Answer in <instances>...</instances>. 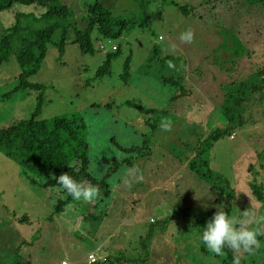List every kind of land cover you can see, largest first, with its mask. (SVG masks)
I'll return each instance as SVG.
<instances>
[{"label": "rangeland", "instance_id": "obj_1", "mask_svg": "<svg viewBox=\"0 0 264 264\" xmlns=\"http://www.w3.org/2000/svg\"><path fill=\"white\" fill-rule=\"evenodd\" d=\"M94 1L60 0L70 7L73 26L66 35L64 53L61 55L58 46L62 39V30L58 29L47 45L40 70L30 77L31 82L47 87L39 117L82 115L88 125L93 167L98 164L99 169L108 166L100 163L101 157L112 156L116 150L122 152L119 144L137 146L146 140L147 148L139 156L135 154L130 167L122 166L110 175L118 188L115 200L108 215L89 223L85 233H72L59 215H53L52 201L42 182L32 184L22 174V166L0 148V264H89L90 253L122 258L118 264H221L220 256L210 253L201 237L211 218L207 211L215 212L213 205L225 209L229 205L226 200H218L220 192L207 180L199 179L188 164L200 155L208 162V169L232 183L236 196L231 214L248 208L256 215L264 214V201L251 195L248 183H258L264 192V96L257 95L249 103L252 120L251 114H246L248 124L233 132L235 138L227 134L210 144L203 142L212 129L225 126L217 105L223 99L222 84L232 79L216 63L223 53L218 29L204 17L185 15L177 6H199L203 0H100L114 16L132 24L117 39L94 31V52H83L75 41V28L85 26L88 6ZM236 1L224 7L218 4L217 11L224 20L239 16L234 14ZM208 9L200 7L205 15H209ZM45 10L40 5L16 2L0 11V38L15 22L23 27L22 35L30 37L54 21L44 16ZM241 24V38L253 53L239 59L233 66V76H247L264 59L262 21L259 18L257 24H251L249 19ZM189 28L194 31V39L184 43L180 34ZM13 45L20 46L17 40ZM118 45L121 51L113 58L110 71L99 74L107 54ZM129 56L130 75L124 79ZM225 56L222 54V58ZM167 61L174 67L170 68ZM199 67L201 74L193 75ZM185 69L182 79L192 93L174 101L180 90L165 78L177 77ZM19 72L14 55L0 71V93L15 88ZM36 96L33 89L19 91L7 100L0 96V125L30 117ZM162 120H171V131L160 127ZM252 164L259 171H250ZM134 165H139L144 179L129 187L125 181ZM35 177L42 181L39 175ZM210 193L214 199L208 198ZM95 201L88 205L92 207ZM23 215L32 222L17 219ZM171 215L175 216L169 220ZM162 217L168 218L166 225L159 220ZM199 217L206 219L195 222ZM178 221L182 228L176 231ZM151 230L153 239L145 247L142 240ZM260 243L256 254L247 256L249 264H262L264 242ZM237 255L244 261L245 253Z\"/></svg>", "mask_w": 264, "mask_h": 264}, {"label": "trees", "instance_id": "obj_2", "mask_svg": "<svg viewBox=\"0 0 264 264\" xmlns=\"http://www.w3.org/2000/svg\"><path fill=\"white\" fill-rule=\"evenodd\" d=\"M231 1L233 0H203L202 3L198 4L199 6L177 4L185 15L193 13L195 16L204 17L212 23L218 29V35L221 36L219 48L223 49V51L219 48L218 50L223 52L222 54H227L225 58H222V54H220L216 62L220 64L222 70L227 71L228 76L232 77L229 82L222 84L223 99L217 105L221 112V119H224L225 126L219 127L216 130L214 129V131L212 129L203 141L208 144L227 134L231 136L238 129H243L244 125H246L245 123L248 121L246 114H251L249 121L252 120L253 116L249 103H252L254 97L257 95L264 96V59L262 62L257 63L255 70L247 74V76H244L242 73L233 76L235 73L233 66L239 64V59L244 56L251 57L253 53V50H250L249 43L241 38L243 30L241 22L246 23L250 19L251 24H257L260 18L264 25V0H237L236 4L238 7L234 11L236 13H233L239 16L234 19L235 15H230L229 20H224L217 11L219 10L218 4L224 7L228 6ZM16 2L26 5L36 4L43 6L46 8L43 13L44 16L48 19L54 18V21L44 28L37 30L30 37L23 36V27L19 22H15L0 38V71L10 62L14 55L20 67L15 88L0 93L1 99H10L12 95H15L19 91L27 92L33 89L37 92L36 105L30 117L15 118L11 124L0 125V148L6 156L12 158L22 166V174L32 184L42 182L41 185L45 188L47 196L52 201L53 215H59L62 222L68 226L72 233H77L78 231L85 233L88 230L89 223L92 225L100 217L108 215L110 206L115 200L118 188L110 180V175L122 166L130 167L135 154L139 156L140 151L147 148L146 140L144 144L137 146H125L115 142L120 145L122 152L116 150L112 156L101 157L99 159L100 163L102 165L107 164L108 166L105 169H99L98 164L93 167L92 147L88 138V125L82 115L76 113L62 114L50 119L39 117L42 112L47 87L43 83L31 82L30 77L40 70L47 54V45L51 41L52 35L58 29L62 30V39L58 46L61 55L64 53L66 35L70 27L73 26L71 9L66 3L60 2V0H0V11L11 8ZM201 5L209 8V15L202 13L200 10ZM87 10L88 15L85 19V26L83 28H75V41L79 43L83 52H94L92 41L94 31H98L105 38L117 39L122 35L124 29L129 28V25L132 24L128 19L114 16L113 11L100 0H95L92 4H89ZM198 11H200V15L197 14ZM238 18L242 20H238ZM146 19L147 17H145ZM132 22L134 23V21ZM15 40L20 44L17 48H14L13 45ZM120 51L121 49L118 45L114 47V52L107 54V59L103 66L100 67L99 74H105L110 71L112 60ZM230 62L232 63L230 68L226 67ZM124 66L123 78L126 79L130 75V56L125 61ZM199 70L200 67L195 68L192 71L193 75L197 76L200 73ZM185 72L186 69L177 74V77L165 78L166 81L177 84L180 90L172 98L174 101L192 93L186 87L184 83L185 79H182ZM263 101L264 99H262V103ZM259 104H261L260 101ZM147 111L153 112L154 109H148ZM207 164V161H202L200 155H197L193 160L190 159L188 166L199 179L207 180L213 189L220 192L221 198H218V200L227 201L229 208L224 210L231 215L230 206L235 199L236 189L228 179L208 169ZM251 170L259 171L254 168V164H252ZM65 172L77 181H85L99 187V196L95 198L97 201H95L92 207L91 204L88 205L89 202H85L83 199H73L57 183L55 177L58 178L60 174ZM35 175H39L42 181H39ZM248 183L250 184L251 195L255 196L256 200L260 202L264 201L262 187L252 181ZM162 206L164 207V204ZM214 213L213 209L207 211V214L211 217ZM174 216L171 215L169 220H172ZM17 219L21 222H32L27 215H23ZM205 219L206 217H199L195 222L199 223L201 220L205 221ZM159 220L164 225L169 221L165 217ZM159 220L152 223H157ZM181 224L180 221L176 223V226H178L176 231L182 228ZM153 234L152 230L149 231L142 240L143 244L142 241L140 243L148 247L153 239ZM258 239L264 242L263 235L258 237ZM224 251L227 253V256L220 257L221 264H232L234 253L227 246H225ZM91 254L95 255L96 259L88 261L89 264L122 263V258H114L109 254ZM247 256L249 255L245 253L244 261L242 260L243 264H249V262H246ZM262 260V264H264V257Z\"/></svg>", "mask_w": 264, "mask_h": 264}, {"label": "clouds", "instance_id": "obj_3", "mask_svg": "<svg viewBox=\"0 0 264 264\" xmlns=\"http://www.w3.org/2000/svg\"><path fill=\"white\" fill-rule=\"evenodd\" d=\"M194 35V31L189 28L180 34V40L184 43H192ZM166 63L170 68L174 67L172 61ZM160 127L165 131H171V120L166 122L162 120ZM230 137L235 138V134ZM55 179L75 200L83 199L85 202H91L99 196L100 189L98 186L85 181H77L66 172L60 174L58 178L55 177ZM143 179L139 165H134L128 170V178L125 183L131 187L132 182H142ZM208 198L211 200L214 199V196L210 193ZM213 206L216 211L207 221L201 237L207 250L216 256L226 257L227 253L224 249L227 246L234 253L232 264H241V256L237 253L255 255L261 247L258 237L264 235V214L256 215L250 212L248 208L243 212L239 210L230 215L224 210L225 206Z\"/></svg>", "mask_w": 264, "mask_h": 264}, {"label": "built area", "instance_id": "obj_4", "mask_svg": "<svg viewBox=\"0 0 264 264\" xmlns=\"http://www.w3.org/2000/svg\"><path fill=\"white\" fill-rule=\"evenodd\" d=\"M102 47H103V46H102ZM232 137H233V136H232ZM89 259L93 261V260L96 259V256L91 254L90 257H89ZM63 264H64V262H63ZM66 264H67V263H66Z\"/></svg>", "mask_w": 264, "mask_h": 264}]
</instances>
